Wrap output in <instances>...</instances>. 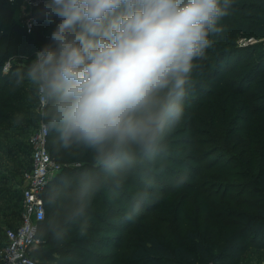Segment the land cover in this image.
Wrapping results in <instances>:
<instances>
[{"label":"trees","instance_id":"obj_1","mask_svg":"<svg viewBox=\"0 0 264 264\" xmlns=\"http://www.w3.org/2000/svg\"><path fill=\"white\" fill-rule=\"evenodd\" d=\"M249 2L264 17V0ZM239 14L238 10H229V16L221 21L229 29L212 37L214 43L206 50L207 60L199 61L201 67L193 72V87L184 101V104H199L193 109H202L208 99L204 87L208 81L219 77L221 59L233 51L229 41L240 33L264 38V19L255 21ZM18 15L19 8L0 0V240L4 239L6 228L17 224L20 214L19 190L17 186H7L8 174L22 175L30 168V160L24 163L31 153L26 146L28 139L19 145L17 139L23 134L30 136L40 121L48 130V153L61 166V172L49 182L42 196L45 218L37 225L42 245L33 254L34 259L38 256L40 264H197L199 261L238 264L245 250L243 244L264 249V139L260 143L255 139L246 146L239 145L243 159L235 166L228 163L221 166L220 161L209 159L211 150L203 156L195 155L198 146L213 145L218 140V137H211V142L195 140L204 135L200 128L204 125V116L214 115L216 101L211 97L203 113L188 112L192 109L184 108L185 116L164 142V147L170 145L184 156L169 158L162 154L153 164L152 159L134 148V165L112 175L97 166L92 149L75 144L63 147L58 133L47 126L49 118L37 113L38 95L34 88L27 81L16 83L15 71L21 63L31 61L38 51L52 44L51 34L60 22L47 7L37 8L33 11L37 25L27 34L21 17L16 21ZM257 57L253 59V66H243L246 73L237 83L248 86L237 93L252 99L258 108L255 111L264 114V52H258ZM7 62L10 69L3 74L2 68ZM49 108L47 104L44 112ZM225 125L217 123L212 128L218 130L217 126ZM228 141L225 140L223 147L229 145ZM23 143L26 145L21 147ZM157 160H161L160 164ZM2 171L7 176L1 177ZM182 174L187 175V181L180 186L184 192L181 195L172 193L180 188L173 185ZM200 175L203 178L198 179ZM117 181L120 187L116 186ZM149 182L151 187H147ZM237 185L241 187L236 188ZM138 189L146 190L151 202H144L140 214L130 221L124 214ZM233 191L236 192L229 194ZM192 194L203 199L202 214L210 220L206 224L207 231L188 224L181 239L179 223L172 220L159 225L155 217L147 213L155 210L152 205L158 199H165V204L174 209L183 198L185 205L177 213L179 218ZM81 205L83 213L76 215ZM85 224L87 229L81 234ZM184 239L187 245L183 244ZM94 241L97 250L112 253L96 254L92 251Z\"/></svg>","mask_w":264,"mask_h":264},{"label":"clouds","instance_id":"obj_2","mask_svg":"<svg viewBox=\"0 0 264 264\" xmlns=\"http://www.w3.org/2000/svg\"><path fill=\"white\" fill-rule=\"evenodd\" d=\"M231 6L232 0H51L47 10L60 18L52 44L21 63L16 83L27 81L50 104L43 115L63 147L92 149L97 166L115 176L134 165V148L149 159L165 150L193 72ZM186 181L182 174L173 186ZM148 195L133 197L125 219L140 214Z\"/></svg>","mask_w":264,"mask_h":264},{"label":"rangeland","instance_id":"obj_3","mask_svg":"<svg viewBox=\"0 0 264 264\" xmlns=\"http://www.w3.org/2000/svg\"><path fill=\"white\" fill-rule=\"evenodd\" d=\"M229 10L231 12H233V10H238L240 12L239 16L247 15L248 17L254 18L255 21L264 19V17H262L259 11L251 6L249 0H232V6ZM228 16H226V18ZM19 17H21L20 13L18 16H16V21H19L18 20ZM223 29L225 32L229 29V27L225 22ZM229 42L230 45H232L230 48H233V51L229 52L227 56L221 59L218 65L220 72L219 77L217 79L214 78L211 79L210 81H208V85L204 87V92H205L204 94L208 95L207 96L208 99L204 101L205 104L202 106V109L199 110L198 108L193 109L196 108V106L199 104L196 105L184 104V108L192 109V110H188V112L203 113V109L206 107L205 105L211 97L213 100L216 101L214 102L215 107L213 108L214 115L213 116L205 115L203 118L202 122L204 125H201L200 128L202 129L204 135L201 137H195V140H198L199 138V140H202L201 142H211L210 139L211 137H218V140L215 141L213 145H206L200 147L198 146L196 148L197 153H195V155L203 156L205 155V152L211 150L210 152L213 153L210 154L211 158L209 159H212L213 161H217V160L220 161L219 164L221 166L226 163H228L230 166H235L237 163L241 162L240 160H242L243 158H241V153H240L241 146L239 145L243 144L244 146H246L255 139H257L256 143H260L262 139H264V114H260L259 112L255 111L258 110V108H256L255 106L256 104L254 101H252V99L248 98L246 95L237 93L239 91L246 90L248 86L237 83V80L241 76H244L246 73V71L242 69L243 66L245 64L246 65L250 64L249 66H253L255 60H257L258 58L257 53L260 51L264 52V38L246 37L243 33H240L237 34V36L234 37V39ZM220 50L221 49H219L218 51ZM206 60H207V55L205 56L203 61ZM209 109L210 108H208V110ZM252 111L255 114H251L250 112ZM217 123L227 124V125H225V127L217 126L218 130H214L212 127L214 125H217ZM39 124L40 121L37 123L36 127ZM209 124L211 125L210 127L208 126ZM34 130H32V132ZM28 138L29 136H26V134L21 135V137L17 139L18 145L22 144L21 142H24ZM183 138L188 139V137L185 136H183ZM226 139H229L228 141L229 145L227 147H223L225 145ZM24 145H26V143H23V145L20 146L23 147ZM26 146L29 150L28 144ZM164 149H165L164 151L158 153L154 158H152L151 162L153 164L156 163L155 160L158 159L162 154L169 158H174V157L178 158V156H184L183 153H180V151L176 150L174 147L170 145L165 146ZM190 149L191 148L188 147L187 151H189ZM29 160L30 158L27 157L24 163L29 162ZM160 161L161 160H157V163L160 164ZM258 170L261 169L258 168ZM161 174L162 173L159 172V175ZM8 175H9V181H7L8 183L7 186H17L16 188H18L23 184L22 175L20 174L17 175L13 173H9ZM2 176H7L5 175L4 171H2L1 173V177ZM201 178H203L202 175L198 177V179ZM254 179L255 177L251 179L252 180L251 184L254 182ZM234 182H239V181L235 180ZM238 186L241 187V185H237L236 188H238ZM140 192H143V190L138 189L135 192V195ZM183 192H184L183 188L180 187L179 189L173 191L172 193L181 195ZM235 192L236 191H233L230 192L229 194H234ZM202 201L203 199H200V196L195 194L190 195L188 205H186L182 209L183 211L179 216V218H177V213L185 205L183 198L177 202L174 209L173 207L169 208L165 204V199H158L157 201H155V203H153V205L151 204L152 209L154 210L155 208V210L153 212L148 211L147 213L150 212L151 216L153 215V217H155L156 222L159 223V225H162L165 222L172 220L176 221V223H179L180 226L178 227V230L182 229V236H181L182 239V237L185 235V231L188 228V224H193V225L195 224L197 226L194 228L199 230L202 227V231H207L206 224L209 223L210 220L207 218L208 216L206 214H202L203 213ZM145 202L148 203L151 201L149 198H147ZM151 205H149L150 207L149 210L151 209ZM199 209L200 211L197 213ZM212 236L214 237L215 234H212ZM96 238L94 240H96ZM4 242L5 240L2 238L0 240V247L3 245ZM182 242L184 245L188 244L186 239H184ZM96 246L97 243L96 241H94V247L92 251L95 252L96 254H105V252H108V254L112 253L111 251H105L104 249L97 250ZM243 246L245 247V250L238 264H264V249L258 250L254 245L246 244V243L243 244ZM111 248L112 247H110L109 250H111ZM37 257L35 258V260L37 264H40L39 259ZM69 262L71 261H67V263ZM97 264H101V263L98 262ZM197 264H207V263L199 261Z\"/></svg>","mask_w":264,"mask_h":264},{"label":"built area","instance_id":"obj_4","mask_svg":"<svg viewBox=\"0 0 264 264\" xmlns=\"http://www.w3.org/2000/svg\"><path fill=\"white\" fill-rule=\"evenodd\" d=\"M10 6L19 8L21 22L27 34L37 25L33 11L46 7L51 0H3ZM10 63L2 68L7 74ZM47 104L38 96L37 113H44ZM48 130L40 123L30 134L27 144L31 150L30 168L23 172V184L18 187L20 194V214L17 224L4 232V245L0 248V264H37L33 254L42 245L37 233L38 223L44 220L43 193L49 182L61 172V166L55 163L47 150Z\"/></svg>","mask_w":264,"mask_h":264}]
</instances>
